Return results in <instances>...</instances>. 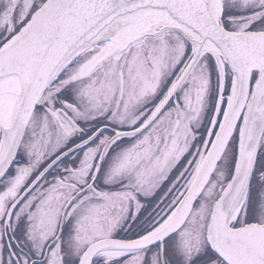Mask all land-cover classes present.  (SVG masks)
<instances>
[{
	"label": "snow or ice",
	"instance_id": "snow-or-ice-1",
	"mask_svg": "<svg viewBox=\"0 0 264 264\" xmlns=\"http://www.w3.org/2000/svg\"><path fill=\"white\" fill-rule=\"evenodd\" d=\"M0 264H264V0H0Z\"/></svg>",
	"mask_w": 264,
	"mask_h": 264
}]
</instances>
